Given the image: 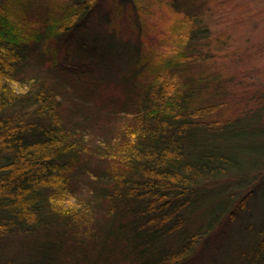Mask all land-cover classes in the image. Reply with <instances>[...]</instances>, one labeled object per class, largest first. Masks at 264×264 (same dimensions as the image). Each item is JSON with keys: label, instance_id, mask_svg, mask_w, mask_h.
I'll return each instance as SVG.
<instances>
[{"label": "trees", "instance_id": "trees-1", "mask_svg": "<svg viewBox=\"0 0 264 264\" xmlns=\"http://www.w3.org/2000/svg\"><path fill=\"white\" fill-rule=\"evenodd\" d=\"M104 1L0 0V264H264V87L228 105L221 1L121 0L126 55L91 28L59 61Z\"/></svg>", "mask_w": 264, "mask_h": 264}, {"label": "rangeland", "instance_id": "rangeland-1", "mask_svg": "<svg viewBox=\"0 0 264 264\" xmlns=\"http://www.w3.org/2000/svg\"><path fill=\"white\" fill-rule=\"evenodd\" d=\"M115 1L119 7L118 12L113 10L115 5L110 0H105L101 5L106 12L99 13L101 10L93 11L91 16L81 22V25L74 33V38L70 36L61 46L58 52L59 61H63L65 64H76L81 62L80 60L85 59V57L79 55L77 50L81 49L80 44L82 41V43L88 45L91 42L86 39H79L83 38V33L87 35V30L91 28L95 29V33H98L102 39H107L109 44L112 43L109 49L110 52L116 53L118 56L126 55L129 52V49H126V44L123 46L122 52L113 50L116 48V43L126 39V36L121 32V28L128 21L125 18V13L128 12L130 7L128 3L126 6H124V3L121 4L123 2L121 0ZM220 1L215 2V4L219 3L217 8L212 11H205L204 17L206 23L209 24L212 37L221 35L219 39L217 37L211 47L217 53L215 52L216 57L210 66L220 71L225 77V84L229 91L227 101L231 102L232 104L228 105L232 106L236 102L239 103L240 97L246 95V88H255L257 85L264 87V0ZM152 9L155 10L154 15L143 13V16L151 27L161 28L160 23H155L154 21L157 19V15L164 14V7L163 5L157 6L154 3ZM107 14L109 16L112 15V26L110 28L104 27L102 20L99 19V16H106ZM167 20L170 21L169 16L165 17L166 22ZM118 25L120 26L118 27ZM113 36L117 40H112ZM102 53L106 54V51L98 50L97 60L100 64L104 57ZM242 106L243 102L240 103L239 109ZM233 108H228V110L232 111ZM193 259V264H198L197 258Z\"/></svg>", "mask_w": 264, "mask_h": 264}]
</instances>
